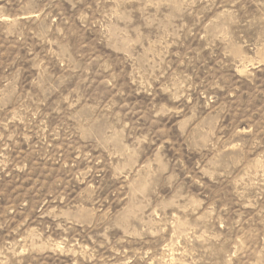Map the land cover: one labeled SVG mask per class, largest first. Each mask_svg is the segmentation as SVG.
<instances>
[{
    "label": "rangeland",
    "instance_id": "rangeland-1",
    "mask_svg": "<svg viewBox=\"0 0 264 264\" xmlns=\"http://www.w3.org/2000/svg\"><path fill=\"white\" fill-rule=\"evenodd\" d=\"M0 264H264V0H0Z\"/></svg>",
    "mask_w": 264,
    "mask_h": 264
}]
</instances>
